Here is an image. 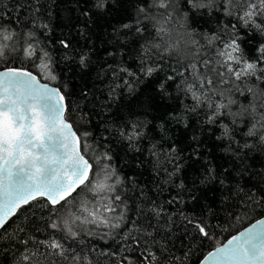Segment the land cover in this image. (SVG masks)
Here are the masks:
<instances>
[{
  "label": "snow or ice",
  "instance_id": "6c2138e0",
  "mask_svg": "<svg viewBox=\"0 0 264 264\" xmlns=\"http://www.w3.org/2000/svg\"><path fill=\"white\" fill-rule=\"evenodd\" d=\"M73 2L84 18L82 26L71 25L87 42L79 48L70 36L53 38L40 0L17 3V12L31 13L23 24L0 0V239L7 241L0 255L10 254L12 264H99L90 241L111 238L121 241L122 251L142 248L138 264H185L194 245L175 254L172 235H165L173 220L169 214L161 222V205L148 198L129 218L126 193H146L134 175L118 170L112 150L118 138L130 151L147 154L154 177L185 190L192 201L218 185L242 194L245 214L261 210L222 243L206 219L181 210L184 237L212 243L199 264H264V190L241 183L264 180L250 163L264 153V0H136L133 21L97 36L104 55L95 65L98 46L90 29L122 0H92L90 8L83 6L88 0ZM90 69L110 85L101 105L106 113L122 98L139 100L145 86L151 89L138 105L142 111L125 115L121 104L109 115L111 129L99 139L84 127L92 113L70 100L74 76L84 79ZM157 99L166 111L152 115ZM78 100L90 102L87 87ZM143 165L137 158L136 167ZM192 167L199 175L188 187L177 178ZM40 201L47 209L43 232L41 225L21 224L10 233V222ZM118 264L131 258L123 255Z\"/></svg>",
  "mask_w": 264,
  "mask_h": 264
},
{
  "label": "trees",
  "instance_id": "16d2710c",
  "mask_svg": "<svg viewBox=\"0 0 264 264\" xmlns=\"http://www.w3.org/2000/svg\"><path fill=\"white\" fill-rule=\"evenodd\" d=\"M23 2L24 0H4V4L12 9L10 15L12 17L17 15L20 16L21 24L28 21L31 16V13H25L24 11L17 12V3ZM91 3L92 0H88V4L83 6L90 8ZM135 3L136 0H122L123 6L120 9L112 12L107 17L101 18L90 29L93 33L91 39L95 41L98 46L97 54L93 58L94 65L96 64L97 59H102L104 55V45L100 40L96 39L97 36L99 35L101 39H104L106 38V34L112 31L113 26L118 27L120 23L133 21L135 17ZM40 4L41 11L45 14V19H48L53 27V38L70 36L73 38L78 48L86 46L87 42L80 37L77 29L71 27L72 24L82 26L84 20L83 17H80L79 9L76 7L73 0H40ZM49 10H51L52 13L51 17H47L46 15ZM246 47L249 49L254 48L255 43L246 44ZM73 84L77 85V87L70 89L73 92L70 100L73 104L79 103L81 107L86 106L87 110L92 113L90 116L91 123L84 125V127L91 129L93 135L97 139L108 134L105 129H111V124H105V120L108 119L109 115H112L118 109H121V104L124 106L121 110L125 115H127L130 110L139 112L142 110L138 105L143 103L145 96L151 95V89L145 86L146 90L144 91V95H141L139 100H129L124 97L120 102L113 105L112 113H106L101 106L104 102V97L107 95V89L110 86L106 79H98L95 70L90 69L88 75L85 76L84 79H81L80 75L76 74L74 76ZM83 87H87L89 90L90 102L78 100V93L80 88ZM156 105H159V107L156 108ZM129 106H131V108H129ZM153 107L155 111L152 115H159L166 111L165 102H162L159 99L155 101ZM78 115V111L73 112V116ZM77 123L79 124L81 122L77 121ZM81 130H83V128H81ZM112 150L114 154V162L116 163L118 170L124 176L134 175L136 177V182L143 186L146 193V196L144 197H140L137 190H129L126 193L129 205V218H135L137 216V205L143 207L141 201H147L148 198H151L157 204L161 205L164 209V215L161 218V222L163 223L167 220L169 214L173 220V223L170 225L172 232L165 233V235H172L171 243L175 245V254L182 256L183 252L188 251V245H194L191 252H189L185 264H198L210 250L212 243H201L199 238L194 234L187 238L184 237L186 222L181 217V210H183V212L189 217L206 219L208 223L213 226L212 230L217 236V243L224 242L232 233L250 224L260 214V209H250V214H245L243 211V203L240 199L242 194L238 191L228 193L226 190L220 189L218 185L208 192L207 197L201 195L199 201H192L190 199V194L185 190L175 187L174 184L164 183L163 180L154 177L151 167L145 158L147 154L130 151L126 144L121 142L118 138L112 141ZM215 154L219 157L222 153L217 149ZM137 158L144 160V165L140 168L136 167ZM218 163L223 166L225 161L219 160ZM250 163L254 166L253 172L264 173V153L254 154ZM228 166L230 167L231 165L229 164ZM198 175V169L192 167L188 168L182 177H178L177 180L182 178L188 187H192V181L194 177ZM157 182H159V186ZM241 183L248 184L249 190H264V180H262L260 176H253L250 179L245 178ZM173 197H178V202L169 204L168 201ZM180 200H182L183 203H180ZM38 204L39 206L34 204L29 209L23 210L20 218L16 219L15 224L10 222L11 227H9V232L11 233L13 229L23 224L26 227L41 225L40 232L42 233L43 221H41L40 217L44 216L46 219L47 209L44 207L43 201L38 202ZM209 206H211L210 212L207 211ZM202 213H204L203 216L201 215ZM237 215L241 216L242 219H236ZM187 231L195 233V229L191 226H188ZM39 234L40 233H38V235ZM5 243H7L6 240L0 239V247ZM90 243L97 247V252L94 255L99 261V264H113L114 260L118 264L123 255L131 258V264H138L140 253L143 251L142 248L138 249L135 247L131 250L124 249L122 251V244L119 239L113 240L108 238L106 241L93 239ZM100 249L107 250L109 253L117 252L120 253V255L110 258L109 256L102 255ZM0 264H12L11 255H0Z\"/></svg>",
  "mask_w": 264,
  "mask_h": 264
},
{
  "label": "water",
  "instance_id": "95a60500",
  "mask_svg": "<svg viewBox=\"0 0 264 264\" xmlns=\"http://www.w3.org/2000/svg\"><path fill=\"white\" fill-rule=\"evenodd\" d=\"M201 261V260H200ZM199 264V263H198Z\"/></svg>",
  "mask_w": 264,
  "mask_h": 264
}]
</instances>
